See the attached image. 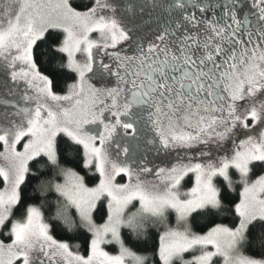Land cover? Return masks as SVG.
Returning <instances> with one entry per match:
<instances>
[{
    "label": "snow or ice",
    "instance_id": "snow-or-ice-1",
    "mask_svg": "<svg viewBox=\"0 0 264 264\" xmlns=\"http://www.w3.org/2000/svg\"><path fill=\"white\" fill-rule=\"evenodd\" d=\"M238 5L219 19L182 12L195 31L170 43L176 33L165 30L145 46L132 23L144 3L0 0V264H156L133 250L149 223L165 225L158 264H264V0H251L254 20L238 18ZM50 30L62 38L49 43ZM141 122L160 164L125 139L128 130L139 139ZM195 147L165 165L169 150ZM53 206L50 219L86 254L53 237L43 210ZM225 212L231 226L216 222ZM198 221L207 231L194 230Z\"/></svg>",
    "mask_w": 264,
    "mask_h": 264
},
{
    "label": "trees",
    "instance_id": "trees-1",
    "mask_svg": "<svg viewBox=\"0 0 264 264\" xmlns=\"http://www.w3.org/2000/svg\"><path fill=\"white\" fill-rule=\"evenodd\" d=\"M89 2L90 0H81V1L73 0L74 5L79 6V9L81 10H84V6L87 5ZM62 35L63 34L58 31L50 30L48 42L51 43L52 40L58 37L62 38ZM30 167H32L33 170L35 171L36 168L39 167V165H36V162H30ZM80 171L82 175L86 176V183L88 185H94L95 182H98L97 177H94L90 173H88V170H80ZM2 184H3L2 181H0V187L2 186ZM191 184H192V180L189 177H186L182 183V187L188 188L191 186ZM239 191H240V188H239V185H237L236 191L229 193L230 197L237 202L239 198ZM54 198H55V194H51V196L49 197V199H54ZM36 202L39 203V201H36ZM43 210L45 212L46 222H49L52 225L51 234L53 235V237L57 240H66L74 244L79 243L80 244L79 251L81 252V254H86V245L82 238L73 240L72 237L75 235L74 233L68 232L67 229L64 228V226L59 221H54L50 219V216L54 214V206L51 212L47 208ZM106 211L107 210H106L105 202L98 203L97 209L93 214L94 219L96 220L97 223H101L102 221H104V219L106 218ZM216 222L224 223L228 226H231L233 223V217L230 213L225 212L217 218ZM168 223L171 225H175V218H174L173 213H169ZM205 223H206L205 221H198L194 225V230L197 232L207 231V227H204ZM160 230L161 229H160L159 224L153 225L149 223L147 225L148 237L146 238V240L141 239V241L137 242L135 247H133V245L131 244L129 246L133 247L134 251H138L141 254L148 255L150 259H155L156 264H158V257H153V250H154V246L158 245V238L161 232ZM81 231L83 230L81 229ZM122 235H128V230L123 229ZM242 251H243V254L245 255H250L257 259L262 258L257 252L251 249L244 248L242 249ZM216 259L219 260L220 258H216Z\"/></svg>",
    "mask_w": 264,
    "mask_h": 264
},
{
    "label": "rangeland",
    "instance_id": "rangeland-1",
    "mask_svg": "<svg viewBox=\"0 0 264 264\" xmlns=\"http://www.w3.org/2000/svg\"><path fill=\"white\" fill-rule=\"evenodd\" d=\"M79 1H81V0H79ZM169 1L170 0H157V1L131 0V2L133 4L144 3L146 5L145 8L143 9V11H136L135 12V15H134L133 20H132V23L137 28L138 34H140L143 37V40L148 39V37L152 34V32L157 27H156V25H153L154 24L153 23V24H150V25L143 24V26H141V28H139L138 24H140L141 22L143 23V22L149 20V18L152 17V16H154V15H158V13L162 9L163 5H165V3L169 2ZM198 1H201V0H198ZM243 1L246 3L247 7L250 10L251 0H243ZM116 2L117 3H120V0H116ZM153 5H156V6L153 7ZM79 10H81V9H79ZM194 11H198V10L197 9L196 10L194 9ZM205 13H208V12H203V13L202 12H200V13L196 12V14L198 16H200L201 18H203V17H205L207 15V14L205 15ZM96 35L97 34L93 33V38H95ZM105 116L108 117L109 119H112L109 116L108 113H105ZM122 119H124V118H122ZM89 127L90 128H96L98 126L89 125ZM137 128H138V136H139V139L138 140L132 139V130H128V136L125 139L127 140V142L130 145H132V147L135 150H137L138 152H141V153H145L148 156V159L150 161H155V163L160 164L161 160L164 159L163 154H161V155L158 156L154 151H152V148L153 147H156L158 145H152V144H148L147 143L148 140H151L154 137V133L153 134H149L146 131L145 124L143 122L139 123L137 125ZM122 132H123V129H118V133H122ZM199 147H203V146H199ZM199 147H195V148H192L190 150H187V149L169 150L170 155H169L168 159L165 160V165L170 166L171 163L175 162L174 155H172V153L174 151H179V152L190 151L192 153H196V152H198ZM18 149H20V146H18ZM0 151H2V146H0ZM162 166H164V165H162ZM117 179H118V181H121V178L120 177H118ZM149 179H152V177L149 176ZM121 182H126V178H124L123 181H121ZM2 186H3V184H2ZM89 186L91 187V186H94V185H89ZM191 186H192V184H191ZM190 187H188V188H183L182 187V191H187ZM138 208H139V202L138 201H134L133 204L129 206L128 212L129 213L130 212H134ZM170 213H173V212H170ZM173 215H174V218H175V213H173ZM101 223H103V221ZM159 226H160V229H161L160 231H163L165 225L164 224H159ZM104 248H105L106 251H108L112 255H116L119 252V248L115 244L105 245ZM221 264H222V262H221Z\"/></svg>",
    "mask_w": 264,
    "mask_h": 264
},
{
    "label": "flooded vegetation",
    "instance_id": "flooded-vegetation-1",
    "mask_svg": "<svg viewBox=\"0 0 264 264\" xmlns=\"http://www.w3.org/2000/svg\"><path fill=\"white\" fill-rule=\"evenodd\" d=\"M148 1H157V0H148ZM178 2V0H170L169 2L165 3L163 5L162 9L158 13V15H154L149 18V20L145 22H141L138 24L139 28L143 26V24H153L156 25V29L152 32V34L148 37V39L144 40L145 46L149 43H159V41L156 40V36L160 33L165 32L167 30L169 33L175 32L176 35L174 37L167 36L166 40L168 42H172L173 40H182L183 39V33H185L188 30L195 31V29L192 28V24L187 21H182L181 13L183 12L185 15H191L193 12L200 13L198 8H194L193 4L202 5L208 13H205V17L201 18L196 14L197 20L203 21L206 19H211L213 17L219 19L223 16L224 13V5L229 4L230 0H179V2H182L184 5H186V9H180L176 8L173 5H175ZM239 10H238V18L243 20V17L245 14H249V18L254 20V17L250 15L249 8L247 7L246 3L243 0H239ZM194 9L198 11H194ZM152 20V21H151ZM149 22V23H148ZM142 24V25H141ZM179 25V27H178ZM246 38V37H245ZM146 131L149 134H153L148 131L147 127L145 126Z\"/></svg>",
    "mask_w": 264,
    "mask_h": 264
}]
</instances>
